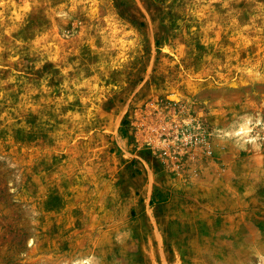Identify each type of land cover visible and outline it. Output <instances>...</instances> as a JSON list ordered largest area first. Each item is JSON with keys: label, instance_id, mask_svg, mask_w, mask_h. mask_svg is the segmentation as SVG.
I'll list each match as a JSON object with an SVG mask.
<instances>
[{"label": "rangeland", "instance_id": "1", "mask_svg": "<svg viewBox=\"0 0 264 264\" xmlns=\"http://www.w3.org/2000/svg\"><path fill=\"white\" fill-rule=\"evenodd\" d=\"M264 264V0H0V264Z\"/></svg>", "mask_w": 264, "mask_h": 264}, {"label": "clouds", "instance_id": "2", "mask_svg": "<svg viewBox=\"0 0 264 264\" xmlns=\"http://www.w3.org/2000/svg\"><path fill=\"white\" fill-rule=\"evenodd\" d=\"M81 264H90V261L89 260H85V261L81 262Z\"/></svg>", "mask_w": 264, "mask_h": 264}]
</instances>
